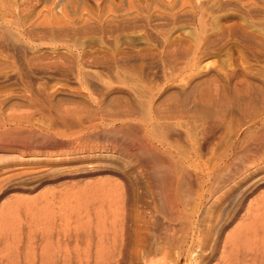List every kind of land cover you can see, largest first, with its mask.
Masks as SVG:
<instances>
[{"label":"rangeland","instance_id":"obj_1","mask_svg":"<svg viewBox=\"0 0 264 264\" xmlns=\"http://www.w3.org/2000/svg\"><path fill=\"white\" fill-rule=\"evenodd\" d=\"M253 112L264 0H0V264H40L44 249L46 264H145L138 230L150 252L182 233L161 199L208 200L188 256L171 244L151 262L221 264L222 232L252 204L225 264H264V168L211 194L205 177Z\"/></svg>","mask_w":264,"mask_h":264},{"label":"bare ground","instance_id":"obj_2","mask_svg":"<svg viewBox=\"0 0 264 264\" xmlns=\"http://www.w3.org/2000/svg\"><path fill=\"white\" fill-rule=\"evenodd\" d=\"M246 113H247V111H246ZM251 114L253 115L254 112L251 113ZM259 115L260 114H258V117H259ZM256 117H257V115H255V116L253 115V117L250 119V124L247 125V131H245L244 133L242 132L243 133L242 136H240V134H237V136L235 138L233 137L234 139L233 140L231 139L232 141H230V144H229L228 149L226 150V152L223 155H221L219 158L215 159L213 161V163L209 165L210 166L209 168L207 167V170L205 172V177L207 178V181L209 182V188H208V192L209 193L208 194H211L212 192H215L217 189H219L222 185H224L226 183H228V184L231 183L232 185H237L236 183H240V182L246 180L247 178L253 176L257 171H260V170H262L264 168V116L262 118H259V119H256ZM260 117H261V115H260ZM136 145L138 146V149H140L138 151H140L141 155H142V159H141L142 165L147 167V168H149V169H151V170H156L157 173H159V168L161 167V164H160L161 162H160V159H158L157 156L153 153L154 150L149 149L150 147L148 148L143 143L137 142ZM56 160H57V158H56ZM168 165H170V164H168ZM163 171H165V172H163V174L160 175L159 179L161 180L162 184L168 185V183L170 181L172 182V180H173L172 177H170L171 174H169V166L168 167L165 166ZM234 179H236L237 181L234 182L233 181ZM229 190H230V188L227 187L225 192H228ZM205 200H208V199H197L196 203L192 204V206L194 205L193 208L190 211H185V209L189 210L192 206L190 208L189 207L188 208L187 207L186 208L185 207L182 208L183 205L180 203L179 199H161V201L159 202L158 206H159V210L161 209L162 210V214H164V217H162V218L166 219V221L169 224L171 222H173V223L176 222L180 226L179 229L182 230V233L178 237H176L174 235H170L167 238V240L165 239L166 243L164 242V245L163 244L162 245H158V246L156 245L157 247L155 249L153 248L154 251L152 252V250H151V252H150L149 249H148V245H149L148 238L150 240H151V238L147 236L148 233H147L146 226H145V229L142 228V229H144V231H142L140 229V231H142L141 233H138L139 232V230H138L136 232V234L138 236V239H137V245L135 246V249L137 247V251L136 252L139 253V254H142L141 258H144V263L145 264H157V263L151 262L149 260L150 258H147V257L149 255H151V254H155L156 252H160V251L162 253H165L166 245H171V244L172 245L173 244H177L178 247H180V249H182L183 252H186V254L188 256L189 248L184 249V246L186 244H188V243L190 245L191 244L190 242H193L196 239L195 238L193 240L194 237L191 236L190 233L192 234L194 230L198 231V227H199L198 225L199 224L197 225L194 220H195L196 216L199 215L198 214L199 210H200L199 207ZM153 208L155 210L158 209L156 207H153ZM246 209L247 210H246L245 214L242 215L239 218V221L235 224V226L233 227L232 230H230L228 232L225 230V232L224 231L222 232L223 237H222V241H220L222 243V245H221L222 246V250L220 249L221 250V255L219 257V262L221 264H225L227 261L230 260V257H231V254H230L231 252L230 251L233 248V246L235 245V242H236L237 238L240 239L239 236L244 234V231L248 228V226H250V224L254 222L255 215L251 213L252 204H249ZM3 215H4L3 210H0V231L2 230V226H3L2 222H4L3 221V219H4ZM211 215H213V214L211 213ZM153 216H151V217H153ZM148 220H151V219H147V221ZM163 223H165V222H163ZM200 223H202V222H200ZM148 224H151V223H148ZM181 225H183V226H181ZM149 230H151V229L149 228ZM156 236H154V237H156ZM5 237H6V235H5ZM118 239H120V238H118ZM189 239H190V241H189ZM117 243L116 244L114 243L115 245L112 246V256H113V253H114V258L117 257L122 251L120 249L121 245L119 243L118 244ZM151 246H152V244H151ZM151 246H149V248ZM138 248H140V249H138ZM228 249H229V251H228ZM139 250L142 253L138 252ZM47 252L48 251L46 249H44L40 253V264H46L47 260H45V258L49 260V255H48ZM263 254L264 253H262V255ZM254 256H258L257 258L255 257L257 260L255 258H253L256 261H259L258 259L264 258V257H261V256H260L261 258H259V255H255V254H254ZM0 257L2 258V256H0ZM61 257H63V255ZM61 257H60V259H61ZM61 261L62 262L64 261L63 263H65V260L63 258L61 259ZM114 262H117V261H114ZM259 262H261V260ZM31 263H32V261H31ZM31 263H29V264H31ZM261 263H264V262L262 261Z\"/></svg>","mask_w":264,"mask_h":264}]
</instances>
